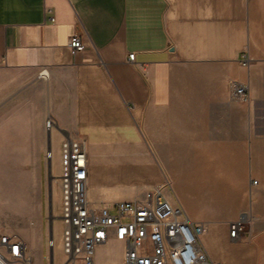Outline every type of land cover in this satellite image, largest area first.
Masks as SVG:
<instances>
[{"label":"crops","instance_id":"1","mask_svg":"<svg viewBox=\"0 0 264 264\" xmlns=\"http://www.w3.org/2000/svg\"><path fill=\"white\" fill-rule=\"evenodd\" d=\"M80 24L89 39L72 54ZM0 77V154L26 170L0 186L6 204L19 200L2 208L0 232L26 240L32 264H45L50 238L42 174L69 135L86 139L94 206L143 199L167 176L164 194L204 223L212 261L264 264V0H0ZM115 185L134 192L112 200Z\"/></svg>","mask_w":264,"mask_h":264},{"label":"built area","instance_id":"2","mask_svg":"<svg viewBox=\"0 0 264 264\" xmlns=\"http://www.w3.org/2000/svg\"><path fill=\"white\" fill-rule=\"evenodd\" d=\"M54 20V18H51ZM89 35L80 24L68 41L72 54L83 51ZM136 53L128 60L135 62ZM232 92L245 98L247 87L233 83ZM58 126L53 116L46 127ZM52 158V151L46 154ZM88 158L84 137L66 136L61 143L59 172L55 181L61 194L62 264H95L97 247L114 239L124 246V264H216L201 246L205 225L191 220L182 206L173 204L164 194L167 180L149 190L143 199L121 200L110 207L94 206L86 195ZM256 183V180H254ZM247 217L229 224L232 238L245 233ZM51 245L54 240H50ZM0 264H32L26 240L15 233L0 232Z\"/></svg>","mask_w":264,"mask_h":264},{"label":"rangeland","instance_id":"3","mask_svg":"<svg viewBox=\"0 0 264 264\" xmlns=\"http://www.w3.org/2000/svg\"><path fill=\"white\" fill-rule=\"evenodd\" d=\"M1 77H0V82H1ZM1 92V91H0ZM22 92V91H21ZM20 92H18L19 94ZM24 94H22L23 96ZM6 107H2L0 108V113L1 112H7V109H5ZM50 116V114L48 115ZM47 116V117H48ZM47 119V118H46ZM45 126H46V121H45ZM47 128V127H46ZM53 152H54V157L52 159V171L56 172L57 171V165H58V151H55V148L53 147ZM60 151H59V155H60ZM47 151L44 152V157L47 160ZM6 154H0V186L2 187H8L9 183H6V181H8L10 178L13 179L15 176L20 175L21 173H26L22 168L16 166V163H9L7 161V159H5L6 157L4 156ZM24 171V172H23ZM51 171V175H50V180L48 178V176L46 175V172L44 171L42 174V193H43V204H44V208L46 209V232L49 231V224H50V218H51V214H49L50 208L52 209V214L54 215V219H57L59 221V219L57 218L55 212H53L54 210H57L59 207V203L56 200V196H54L53 194H49V181L52 184V191L55 192L58 188V184L55 181L56 179V175L58 174V172L55 174ZM14 180V179H13ZM166 180H168L167 176H166ZM169 188L168 186V181L167 184L165 185V187L163 188L166 189ZM173 193L172 190H170ZM109 196L110 198L113 200L115 199H126L131 197L132 193L134 192V188L132 187H128L125 185H115L112 186L111 188H109ZM1 195V194H0ZM174 196V195H173ZM19 202V200H10L7 202L3 200V198L0 196V216L2 215V208L7 205V207H12L13 209H15V207L17 206V203ZM107 206L110 207V204H108L106 202ZM2 218V217H1ZM2 221V220H1ZM51 248H53V252H54V258H55V262L57 261H63L65 258V255L62 252V248L60 245H51L50 243V238H49V233L46 236V241L44 243V256H45V264H49V260H50V250ZM124 246L121 242L116 241L114 239L110 240L108 243H105L99 247H97L96 252H95V264H124Z\"/></svg>","mask_w":264,"mask_h":264},{"label":"water","instance_id":"4","mask_svg":"<svg viewBox=\"0 0 264 264\" xmlns=\"http://www.w3.org/2000/svg\"><path fill=\"white\" fill-rule=\"evenodd\" d=\"M47 139L48 142H51V130L48 131L47 133ZM51 150V148L49 149ZM50 170H51V165L49 166ZM51 193H52V186L50 189ZM49 214H51V218H50V224H49V230H50V240H53V226H52V222L55 220L54 215L52 214V209L50 208ZM49 264H54V252H53V248H51L50 250V260H49Z\"/></svg>","mask_w":264,"mask_h":264}]
</instances>
